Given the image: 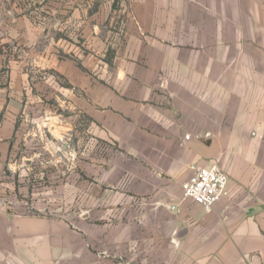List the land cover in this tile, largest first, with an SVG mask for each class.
<instances>
[{
    "label": "crops",
    "instance_id": "1",
    "mask_svg": "<svg viewBox=\"0 0 264 264\" xmlns=\"http://www.w3.org/2000/svg\"><path fill=\"white\" fill-rule=\"evenodd\" d=\"M121 1L126 26L70 71L77 109L0 76V264H264V0ZM214 165L207 213L182 185Z\"/></svg>",
    "mask_w": 264,
    "mask_h": 264
},
{
    "label": "rangeland",
    "instance_id": "2",
    "mask_svg": "<svg viewBox=\"0 0 264 264\" xmlns=\"http://www.w3.org/2000/svg\"><path fill=\"white\" fill-rule=\"evenodd\" d=\"M125 12L121 0H0V76L4 77L2 81L10 79L11 71L18 77L27 73L38 91L41 90L44 94L43 101L34 102L32 109H77L78 96L69 93L74 91L69 85L70 71L77 67L79 58L83 59L84 52L89 54L93 51L95 43L99 45L96 41L104 43L109 39L107 36L110 31L118 30L119 26H126L127 12L126 17L122 16ZM20 17L23 18L22 21L18 20ZM92 31L96 32L92 34ZM96 33L99 36L97 40L91 38ZM73 78L77 81V76L72 72L71 79ZM53 92L55 97H51ZM15 105L17 103L12 98V103L8 101L5 108H14ZM29 108L31 105H28ZM27 128L24 129L25 134L30 133L34 138L41 137L46 141V128L42 123L31 131ZM110 147L113 150L111 156H116L118 147L114 144H110ZM77 150L78 148L70 149V157H74ZM21 168L24 170L28 167ZM9 178L4 185L13 193L14 182L10 176ZM15 184L22 191L17 197L20 204L35 206L39 201L46 202L45 194L40 195L38 191L37 197H31L28 187L30 183L25 180L22 182L20 179ZM32 184L35 189H40L37 182ZM7 196L9 197L10 193H7ZM15 198L12 195L9 200L13 201ZM59 198L61 197L56 194L55 199L58 202L61 201ZM75 202H78V198L71 199L70 209L79 213V206Z\"/></svg>",
    "mask_w": 264,
    "mask_h": 264
},
{
    "label": "built area",
    "instance_id": "3",
    "mask_svg": "<svg viewBox=\"0 0 264 264\" xmlns=\"http://www.w3.org/2000/svg\"><path fill=\"white\" fill-rule=\"evenodd\" d=\"M190 140V135L185 136ZM229 178L218 166L198 169L193 176L183 183L182 191L186 198L200 205L205 212L211 213L225 197Z\"/></svg>",
    "mask_w": 264,
    "mask_h": 264
}]
</instances>
